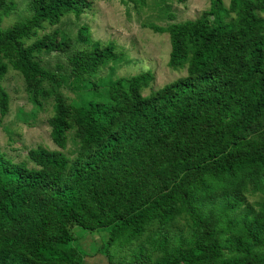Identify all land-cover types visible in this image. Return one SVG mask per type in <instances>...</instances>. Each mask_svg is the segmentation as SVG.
Segmentation results:
<instances>
[{
    "label": "trees",
    "instance_id": "obj_1",
    "mask_svg": "<svg viewBox=\"0 0 264 264\" xmlns=\"http://www.w3.org/2000/svg\"><path fill=\"white\" fill-rule=\"evenodd\" d=\"M181 1V0H179ZM86 0H33L32 13L12 27L2 21L13 5L0 0V115L9 95L1 85L7 65L32 83L60 78L40 65L33 51L63 50L58 30L24 47L23 38L44 22L58 23L65 13L78 15ZM238 20L229 21L230 14ZM149 26L167 32L168 63L186 65L188 78L142 97L150 71L111 85L105 102L67 105L55 94L50 119L52 141L60 150L31 148L36 167L13 162L0 152V264H88V255L70 246L73 226L86 231L109 228L106 248H119L139 236L150 221L168 225L188 215L197 227L184 243L169 248L160 240L155 264H264V203L244 207L241 197L216 200L245 178L264 195V0H210L193 20ZM88 26L75 42L91 47L71 54V74L80 77L104 58ZM92 45L97 47L92 51ZM124 82V86H122ZM112 100L114 102H112ZM71 111V112H70ZM81 145L96 146L67 168L69 118ZM28 254V255H27Z\"/></svg>",
    "mask_w": 264,
    "mask_h": 264
},
{
    "label": "rangeland",
    "instance_id": "obj_2",
    "mask_svg": "<svg viewBox=\"0 0 264 264\" xmlns=\"http://www.w3.org/2000/svg\"><path fill=\"white\" fill-rule=\"evenodd\" d=\"M32 1L4 0L6 4L13 5V9L4 17L2 27H12L30 16ZM86 1L89 5L78 15L65 13L53 25L44 22L35 34L22 39L23 46L28 47L35 39L58 30L57 38L63 39V50L33 51V57L40 65L61 75L57 80L37 78L29 83L19 70L12 67L14 57L10 53L1 55L7 65L1 85L9 95V102L6 114L0 115V152L15 163L25 162L29 167H36L27 157V151L31 148L60 150L52 141L49 123L56 112L55 94H60L67 105L87 106L93 102L107 101L112 84L142 72L150 71L153 75V79L140 88L142 97L149 96L167 84L188 78L186 65L174 68L168 63V33L155 31L149 24L166 26L196 19L208 9L210 0ZM223 1L226 6L229 4V0ZM228 20L236 22L238 18L231 13ZM82 25L88 26L89 35L93 42L99 44L100 51L110 46L112 54L91 71L86 69L80 77H76L71 74V54L91 49L75 42L77 30ZM96 48L92 45V51ZM69 120L71 127L67 130L66 146L62 150L68 160L67 168L96 147L81 145L77 124L71 117ZM261 122V126H255L249 133L254 135L260 131L264 120ZM259 175L264 179V171L259 172ZM227 195L241 197V209L249 206L255 211L259 204L264 203V195L253 190L250 178H245L225 193L217 192L214 197L219 200ZM196 231L197 227L190 217L181 213L165 226H160L155 220L148 222L139 236L119 248H106L108 227L86 231L73 226L74 239L70 246L83 252L87 243L88 255L83 261L88 264H155L161 255L156 248L158 241L164 239L169 248H175L184 244ZM16 264L26 262L20 258Z\"/></svg>",
    "mask_w": 264,
    "mask_h": 264
}]
</instances>
